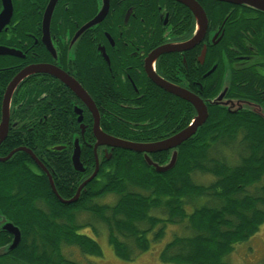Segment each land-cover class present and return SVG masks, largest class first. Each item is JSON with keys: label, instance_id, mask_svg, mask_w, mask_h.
Listing matches in <instances>:
<instances>
[{"label": "flooded vegetation", "instance_id": "1", "mask_svg": "<svg viewBox=\"0 0 264 264\" xmlns=\"http://www.w3.org/2000/svg\"><path fill=\"white\" fill-rule=\"evenodd\" d=\"M193 1L204 11L207 26L204 36L192 46L199 31L197 18L177 0H56L47 23L45 15L51 0H10L11 16L0 28V52H4L0 53V125L4 119L7 125L5 134H0V164L19 163L56 190V183L62 188L72 185L67 183L64 172L65 154L72 173L79 175L77 191L97 166L99 170L101 156L109 159L110 152L120 150L98 147L94 151V116L88 104L55 73H61L67 81L71 79L86 93L106 135L130 141L108 134L102 126L112 125L119 134H125L131 130L130 125L143 124L139 131L154 135L160 131L164 136L151 142L149 137L146 142H134L139 144L165 140L187 128L196 116L190 103L165 92L148 78L150 69L165 82L195 95L206 107V80L216 73L220 76L222 67H229L230 73L231 68L247 69L264 77L258 72L264 69V58L257 57L254 48V42L260 40L254 29L264 27V12L244 4ZM2 4L0 0V14ZM99 13L104 15L101 20L89 25ZM236 38L242 46L232 41ZM223 44L233 45L231 67L222 65ZM159 49L168 52L153 59V53ZM36 67L44 72L24 74L13 89L6 110L8 86L18 75ZM150 100L154 102L153 115L141 114L151 106ZM190 110L194 116L188 126L174 130L175 117L183 114L186 119ZM159 125L163 126L160 130ZM75 141L80 145L83 172L72 165ZM82 149L84 153L92 150L94 168L89 167V158L82 159ZM172 152L156 154L169 156ZM9 205L0 199V210L8 219L0 217V249L14 240L13 233L7 230L8 224L18 229L20 241L21 232L25 237L20 225L13 221ZM11 259V254L2 256L0 264H12Z\"/></svg>", "mask_w": 264, "mask_h": 264}, {"label": "trees", "instance_id": "2", "mask_svg": "<svg viewBox=\"0 0 264 264\" xmlns=\"http://www.w3.org/2000/svg\"><path fill=\"white\" fill-rule=\"evenodd\" d=\"M258 28L254 30L260 40L254 42V48L263 60L264 27ZM232 41L242 46L240 39ZM231 47L222 45L223 66L231 67L234 62ZM216 74L206 80L204 94L209 100L205 125L176 149V162L165 173L156 172L141 155L114 150L109 159L101 156L96 178L76 203L67 205L55 197L45 179L28 168L16 162L0 164V199L10 203L12 219L25 234L22 238L21 232L14 251L0 257L11 254L12 264H81L65 250L75 248L87 260L100 258L97 238L103 230L114 254L123 261H132L166 238L159 252L162 263L226 264L224 259L235 245L254 236L264 223V77L255 71L231 68L223 101L211 103L221 93L222 74ZM226 101L240 102L244 107L224 106ZM150 104L141 114L153 115V100ZM193 116L190 110L186 119L183 114L175 117L174 130L188 126ZM140 127L143 124H132L128 127L131 130L119 134L112 125L102 126L108 134L133 142L164 137L160 131L143 133ZM162 127L159 125V130ZM82 154L94 168L92 150L84 153L82 149ZM170 157L163 153L150 158L162 166ZM62 161L67 183L72 185L62 188L56 183V190L60 198L69 200L80 179L72 173L65 154ZM196 176L212 181L199 183ZM109 196L116 201L99 202ZM0 217L8 221L1 210Z\"/></svg>", "mask_w": 264, "mask_h": 264}, {"label": "water", "instance_id": "3", "mask_svg": "<svg viewBox=\"0 0 264 264\" xmlns=\"http://www.w3.org/2000/svg\"><path fill=\"white\" fill-rule=\"evenodd\" d=\"M177 1L188 6L190 8V10L194 13L195 17L197 18L199 31H198L197 36L192 40V42L190 44L193 46V44L195 42H199L205 34L206 26H207L206 15L204 14V11L201 9V7L193 0H177ZM216 1L236 3L239 5L244 4V5H248L252 8H255V9H258V10L264 12V0H216ZM55 2H56V0H51V4L49 6V9L47 10L46 15H45V22L46 23L48 22L51 9H52L53 4ZM2 3H3L2 4L3 10L0 14V28L3 27L9 21V18L11 16V11H12V6H11L10 0H2ZM103 16H104L103 13H99L89 23V25L98 23ZM87 27H89V26H87ZM164 52H168V50L167 49L156 50L153 53V55H154L153 59L158 58L159 55L163 54ZM0 53H4V52H0ZM11 53H12L11 51H9V52L7 51V54H11ZM204 55H205V48L202 52V57ZM33 72H35V73L36 72H44V70L41 67L32 68L30 71L26 70V73L23 72L22 74L18 75L12 81V83L8 86L7 93L5 95V100H4V108L6 107V110L8 107V102H9L10 97H11V93H12L13 89L15 88V86L23 78L24 74H26V76H28L29 74H31ZM60 74L61 73H55L56 77L61 78L64 81V83L80 99H82L84 101V103L86 105L88 104L89 109L91 110V112L94 116L93 134H94L95 139H96V143L94 145V151H96V149L98 147H107V148H110L112 150L113 149H120V150L128 151L131 153H135V154H144V160H145L146 164L150 167H153L155 169V171L158 173H165L168 170L172 169V167L174 166V164L176 162V158H177V150L176 149L179 148L183 143L187 142L190 138H192L196 134L197 130L200 127H202L208 119L207 107L199 98H197L195 95H193V94H191V93H189L183 89H180L176 86H173V85L165 82L164 80L159 78L150 69V71H148V78L157 87H159L160 89L164 90L167 93L173 94L176 97L183 99L184 101L190 103L194 107V109L196 111V116L193 119V122L187 128L182 130L181 132H179V133H177V134H175V135H173V136H171L165 140L154 142V143L139 144V143L124 141V140H121L118 138H114V137H111L109 135H106L100 129L98 113H97L94 105L91 103V100L86 95V93L71 79H69V81H67ZM225 93H226V89H224V91L222 93H220L219 96L214 101H212L211 103H221L225 97ZM223 105L224 106H230V107H236L237 106L239 108L244 107V105L242 103L232 102V101H226L223 103ZM5 113H7V111ZM6 129H7V125H6V120L4 119L0 125V134L1 133L5 134ZM1 139H2V137H0V140ZM170 150H173V152L171 154L169 162L165 165L160 166L158 164H154L152 162L151 158L149 157L150 154L162 153V152H167ZM26 153L29 154L34 159V157L32 156V154L30 152L26 151ZM71 159H72L73 168L76 171L83 172L82 164L80 163V145H79L78 141H75V143H74V151H73ZM97 171H98V166L96 167L92 176L87 181H85L84 183H82L80 185V187L76 191L75 195L69 200H63L62 198H60V196L58 195L57 191L55 190V188L52 184H51V189H52L53 193L56 195V197L58 198V200L62 204H67V205L74 204L78 200L80 193H81V190L84 189L85 186L87 184H89L95 178ZM7 230L9 232L13 233L14 240H13L12 244L8 245V247L5 248L4 252L0 251V255L4 254L7 251L13 250L20 241V232L18 231L17 228H15L12 224H8Z\"/></svg>", "mask_w": 264, "mask_h": 264}, {"label": "rangeland", "instance_id": "4", "mask_svg": "<svg viewBox=\"0 0 264 264\" xmlns=\"http://www.w3.org/2000/svg\"><path fill=\"white\" fill-rule=\"evenodd\" d=\"M258 72L264 75V69H259ZM230 81V69L225 66L222 69L221 76V90L223 91ZM196 181L199 183L208 184L211 182V178L196 176ZM116 201L113 196L106 197L99 202L104 204H112ZM101 230L99 233L97 242L101 248L102 256L100 258H90L87 260L84 256L75 248L66 249L72 260H76L81 264H165L159 261V252L164 247L166 238L155 244L150 251L138 255L132 261H123L119 259L109 246L106 233ZM264 259V223L260 226L259 231L247 241L235 245L234 250L225 257L224 262L226 264H260Z\"/></svg>", "mask_w": 264, "mask_h": 264}]
</instances>
